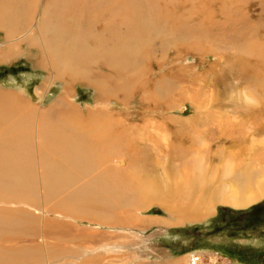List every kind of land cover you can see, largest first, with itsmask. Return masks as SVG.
Listing matches in <instances>:
<instances>
[{"label":"rangeland","instance_id":"obj_1","mask_svg":"<svg viewBox=\"0 0 264 264\" xmlns=\"http://www.w3.org/2000/svg\"><path fill=\"white\" fill-rule=\"evenodd\" d=\"M104 2L24 0L9 36L0 27V94L10 93L31 119L37 170L33 192L0 201V264H190L188 255L196 264H264V198L244 207L218 202L198 219L177 222L133 189L144 182L162 190L200 171L211 178L217 129L264 117V0H141L144 18L129 17L121 3L111 15ZM72 19L89 48L124 47L121 64L96 54L79 58L72 70L44 58L42 21L60 20L59 30ZM9 45L17 54L3 57ZM249 47L257 56L240 52ZM45 126L80 134L103 127L112 136L93 145L97 152L64 193L100 172L116 179L123 190L99 192L123 200L102 213L105 219L75 211L73 201L61 208L63 194L47 196L38 161ZM262 134L254 137L264 141ZM199 145H207V157Z\"/></svg>","mask_w":264,"mask_h":264},{"label":"bare ground","instance_id":"obj_2","mask_svg":"<svg viewBox=\"0 0 264 264\" xmlns=\"http://www.w3.org/2000/svg\"><path fill=\"white\" fill-rule=\"evenodd\" d=\"M135 1L137 3L136 6H133L132 0H105L103 4L106 5V11L111 13L114 6L121 3L123 6L121 10L127 13V15L130 14L129 12H136L137 16L139 15L138 17L142 18L143 15L141 13L138 14L143 8L140 6L141 3L139 4L141 0ZM23 3L24 0H0V27L9 29L8 27L23 13V8L21 7ZM118 5L121 6L120 4ZM113 14H116V12H112L111 15ZM59 22L61 21L58 20L47 24V20L42 21L44 24L38 37L45 49V51L43 49V53L46 55H43L44 58H50L54 62V67H56L55 65H59L63 69H72L76 61H79V58L84 60V58H89L96 54H100L99 56L104 61L110 62V64H115V66L121 64L122 58L126 53L124 47L118 45L111 47V45L110 48L91 49L85 41V35H79L75 32V29L79 28L76 25L78 21L72 19L67 27L63 26L64 28H59L58 30L57 25L60 24ZM31 29L29 28V30ZM8 32L9 30L7 31V36H9ZM87 35L90 34L87 32ZM100 40L99 37L96 38L97 42H100ZM247 46H249L248 43ZM257 48H259V45ZM240 52L249 56H257L258 53L256 48L251 49L250 47ZM15 54L17 52L9 45L6 47L3 57H10ZM258 116L257 119V116L254 118L251 115V119L239 124L236 122L233 124L232 121L233 125L226 121V127L223 126L222 129H217L218 135L219 133L221 134V138L219 139L218 135L215 136L214 133V138L217 137L220 141H218L215 149L218 160L217 164H214V173L211 174L213 175L211 178L207 180L203 179L204 174L202 173L201 175V171L198 170L200 171V176L197 175L196 179L185 181L179 178L173 185L169 184L162 188V190L157 185H149L142 182L138 190H136L134 185L135 196L138 193L149 197L153 200L152 202L158 203L167 213H170L168 215H170L171 220L177 222L198 219L209 210L211 211V205L218 202L227 203L234 207H244L264 198V144L262 143L263 140L261 141L259 137H254L255 135L261 136L264 133V117L260 119V114ZM30 120L29 115L23 113V111L20 112L18 101L10 93L6 95L0 94V201H3V203L9 199H23L36 188V169H34L36 168L34 167L36 165L34 159L35 149L33 150ZM219 126L221 127L222 125ZM93 128L86 129V131L80 134L76 129L72 128H62L63 130H60L59 127L58 130V127L57 129L48 126L42 127L40 130L41 158L38 160L40 165L39 173L42 184L46 186V191H49L47 192L48 197L53 198L57 195H64L61 198L59 197L60 200L56 202L61 208L64 209L66 202L73 201L76 205L74 207L75 211L76 209H85L88 211L86 212V216H91L92 218L101 216L105 219L106 217L102 213L105 210L111 212L110 210L115 207L113 204L123 202V200L112 195L110 197L103 195L104 198L102 199L99 192L103 189V193L109 195L112 188L123 190L117 181H115L116 179H109L108 175L100 172L93 175L87 182H81L82 184L80 185L77 182L78 186L74 190L64 194L65 187L73 184L77 176L76 172L81 171L82 167H86V162L91 160L94 152H97L93 145H107L112 138V136L110 138L106 131L104 132L103 127L100 131L97 128ZM223 140L227 143V146H222L221 141ZM256 141L257 143L254 144ZM206 146L203 145L200 148L197 146L199 148L197 151L204 153L205 157L208 156ZM50 154L53 156L52 158ZM95 158L99 157L95 156ZM121 163L119 160L115 161L117 165H122ZM117 165H115V168L120 171L121 166ZM218 165H220V168ZM211 167L212 164L208 162L206 168ZM104 170L107 172L108 168ZM83 174L85 172L81 175ZM142 188L143 190L140 191ZM159 192L164 193L160 196ZM78 212L83 213L85 211ZM105 215L107 216V214ZM103 218H101L102 221H104ZM4 219V215L0 213V227L4 224ZM93 219L95 220V218ZM111 221L114 222V220ZM7 223L10 227L11 222L7 220ZM25 227L26 224L20 228H15L19 231ZM187 257L192 259L189 262L190 264H196L194 255H188Z\"/></svg>","mask_w":264,"mask_h":264}]
</instances>
